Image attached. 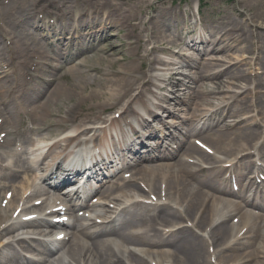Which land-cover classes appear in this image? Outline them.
<instances>
[{"label":"bare ground","instance_id":"1","mask_svg":"<svg viewBox=\"0 0 264 264\" xmlns=\"http://www.w3.org/2000/svg\"><path fill=\"white\" fill-rule=\"evenodd\" d=\"M72 3L75 7L84 4L93 13L92 11L97 7L98 2L92 0H72ZM112 3L113 1L109 0L101 3V10L104 11V14L100 16L97 22L92 24L93 27L91 29L83 26L88 31L87 37L89 38V44L95 43L96 40L106 41L112 32L117 30L124 31L128 27L131 28L129 21L119 15L117 11L113 10V7L110 6ZM39 6L38 0H10L8 5L11 11H16L15 19L20 25L19 32L27 33L25 38H29L31 41V49L28 51V53H31V56L26 58L25 62L21 65V81L17 87L19 93L18 95L16 94L23 100L33 96L40 98L42 94L37 93L41 90V86L43 90L46 87L40 85L42 83L41 81H33V87L28 92H21V88L24 87L23 77L28 64L32 62V59L46 61L47 63L52 61V56L47 51V48L51 49L50 45H46L47 48L44 46L45 44L42 45L41 41L37 40L34 32H50L52 34H58L55 36H61L70 33L73 29L70 22L71 19H67V21L56 20L55 26L50 25L43 19L38 20L36 18V12ZM44 6L50 7V3L48 2ZM233 9L235 10V8ZM5 11L7 12V8H5ZM252 11L248 20L244 18L247 17L244 12L238 11L237 9L235 13L239 18L244 16L242 17L244 18L243 23L247 22L246 24L250 28L249 33L251 32L250 36L252 40H256L254 54H256L257 65L261 69H264V33H262L264 29V6L258 7L255 5ZM174 18H176L174 12L172 13L167 10L159 12L156 10L149 21L144 23V26L153 24L151 34L140 37L139 35L132 36L126 32V40L122 44L116 45L114 49L116 53L119 54V50L122 53V50L126 47V53L128 55L127 59L122 57L118 58L112 74H106L109 78L104 80L105 86L110 85L109 87L115 88L113 94L109 96L111 103L101 102V99L107 97L105 93L97 91L88 93L89 83L84 76L83 70L71 69L68 73L62 72L61 70L56 75L61 80H65V77L70 75L71 82H66L63 86L56 85L53 90H47L40 98V101L45 99L43 103L41 102L38 106L20 111L21 115H28L30 121L34 122L41 130H48L50 132L52 129L55 131H51V133H55L56 130L62 133L59 135L61 137L58 139L59 141H55L53 145L51 144L52 146L45 154L47 157L43 155L46 158L53 155L51 157L52 164L42 174L44 182H48L51 185L50 181L52 180L53 173L49 169L53 164L57 172L64 168L79 171L78 169L88 166V171L94 178L103 181L111 179L104 178L103 172L112 164L109 158V155L112 156V152L102 159L92 158V153H89L88 156H82L81 154L73 152L69 155L68 160L65 161L67 164L63 168L64 156L70 146L78 140L80 142L77 148L83 143L90 144L91 142L93 147H97L101 138L105 136L101 132L102 128H99V125H105L107 123L103 115L112 109H115L116 113H119L121 116H126V119H130V123L126 122L124 118L119 121L112 120L111 124L106 125L105 128L109 129L112 125L116 127L123 121L126 130H120V134L123 140L124 138L127 139L129 146L136 142L131 140L130 135L137 134V131L130 124H133L135 121L138 128L140 127L142 130L144 128H150L147 120H143L140 117L139 119L135 118L136 115H139L135 111V106L137 105L139 106L137 108L138 112L144 111L149 113L145 98L150 94L149 87L152 84L153 77L147 74L143 68L148 66L152 69V67L159 64L163 66L167 65V62L164 60L154 57L157 52L175 56L171 48L175 47L176 43L171 45L170 49H161L156 47V45L151 47V44H156V41L159 46L169 42L167 38L170 37H165L163 32L169 27L171 29ZM83 20L84 18H81V21ZM119 25H121V28H118ZM187 30L186 27H183L175 32L179 40H182V36H189L190 32ZM232 30L228 32V35H232ZM205 31H207V27L203 29L204 33H206ZM215 36L216 34L208 35L210 39H213ZM143 38L145 39L146 46H149V49H140ZM127 40H135V45L130 43L126 44ZM198 40L199 43L208 45L206 40L198 37H189L187 42L195 46L198 44ZM226 41V36L223 35L219 39L214 40L213 43H209V45H214L215 48L213 49L222 51L230 47V45L237 43L234 40L226 44ZM245 42L246 39L243 41V44L247 45ZM202 48L204 49L205 47ZM210 54H212L211 51ZM177 59L175 57L172 60ZM191 67L195 71V78L193 80H205L210 78L215 79L227 73L232 66L222 72L213 73L215 68L211 66V62L207 59L202 64L191 63ZM40 72L42 74L49 73V78L53 74L52 71L48 72L42 69H40ZM247 78L244 79V76H242V82H247ZM231 79L238 80L240 76L232 74ZM9 84L10 82L6 83L4 87L0 85V115L3 114L1 112L16 114V107L10 98L13 96L9 94V97L6 93V85L9 86ZM28 86L29 84L27 83L25 87L28 89ZM36 87H38L37 90ZM238 90L242 92L233 94V100L230 96L226 106H222L223 104L214 106L205 97H200L204 93L200 87L197 91L191 92L187 98L177 100V104L179 103L181 108H179L177 114L169 110L165 112L168 116L167 118H173L181 123L178 125L176 123L163 125V132L158 131L155 133L153 131L152 133L157 135V139L159 140L164 139L177 143V147L182 150L181 157L176 152H173V149L170 147L171 149L168 150V154L163 156V160L161 159L165 161L163 165L161 164L155 169L139 168L135 171L134 176L136 179L123 182L125 183L124 188L128 189L130 193L138 194L141 197L140 199L144 197L141 194H146L145 196L156 195L158 199H161L162 193H164L163 198L169 204L159 203L148 205L141 201L131 203L132 201L130 200V205L115 219L110 220L106 218V220L102 216L96 217L104 222V225L98 228L100 229L98 232H92L91 229L94 227H91L90 230L85 229L82 234L80 233L83 236L82 238L86 239L88 243H84L81 239L79 240L76 229H74L72 235L73 240L69 247V257L73 262L77 263L80 259H83L86 264H126L123 258V255L126 254L129 264H151V262H155V264H264V217H252L240 207L230 204L231 202L229 201L216 198L211 193L216 191L226 193L224 182L219 178V174L222 171L226 173L230 170V177L234 180H240L242 175L237 174L235 170H240L249 164L254 165V162L250 163L254 153L257 157L264 149L263 142L261 144L257 143L260 140H264V126H260L257 122V118L264 114L261 97H254V102L251 104H249L246 98L237 101L234 97L238 98L243 92H251L249 86L244 84H241ZM220 91L221 89L217 87L207 94H220ZM236 102H239L237 107L231 111L233 114H236L235 118L238 115L240 117L236 125L230 126L224 124L223 116L216 120H211V117L217 114L214 113L215 110L217 112L221 107L226 108L229 104ZM34 105L36 104H32V106ZM207 107H210V109H206ZM259 107L260 111L258 110ZM186 109H190L191 111L189 117L185 116ZM154 123L162 125L161 122ZM12 124L11 121H6L1 126V129L6 130ZM68 131L70 132L69 134L66 133ZM28 133L22 131L19 136L24 137L26 141ZM65 133L67 135L64 136ZM204 135L203 140L208 142L205 143L212 146L215 153L217 152L222 156L221 159L209 158L195 146H190L188 143L185 144L186 142L184 140L186 137L193 138ZM137 139L139 140L141 138L138 137ZM53 149H59V152L55 153ZM117 151L118 148L115 146L113 152ZM195 154L201 158L200 161L196 160L197 166L190 165L188 162ZM89 156L90 158H88ZM12 157L18 158V154L13 153ZM44 160L42 161L41 159L42 162ZM169 161L172 162L168 163ZM201 161L209 167L208 171H203L200 166ZM83 164L87 165L80 167ZM221 164L230 165V168L223 170L218 166ZM29 168L35 169V166L32 164ZM3 171L0 169V173ZM4 172L6 173L0 180L5 182H12L18 175L16 171ZM140 183H143L146 189H142ZM34 185L30 180L27 181L24 184V190L18 195V197L23 195L22 199L24 200L23 205L16 207V209L22 208L18 218L26 215H38L39 218L37 221L28 224L30 226L29 228L32 229L38 226L39 228H50L52 225L41 214L45 210L44 206L41 204L35 206L37 201H41L43 197L48 195V191L43 188H36ZM161 185L164 186L163 189H161ZM114 188L118 189V184L108 181L103 194L108 193L109 190L111 191ZM100 190H95L93 194L100 193ZM243 193H248L247 188H242L241 194ZM129 196L127 193H123L120 198L121 202L122 200L130 199L131 196L128 198ZM16 201L17 198L14 197L12 203ZM113 201L117 202L116 199ZM52 203H56L55 198H52ZM25 206L26 209L24 208ZM151 210L154 211L153 214H151ZM234 213L239 216V220L236 225H230L229 220L232 216L231 214ZM10 221V218L0 209V227L8 224L0 231V238L5 235L2 238L4 240H13L14 236L11 232L14 231L16 226H22L19 223L9 224ZM179 222L180 226L175 228V225ZM159 227H173V229L170 232H164L163 230H159ZM207 228L209 230L206 233ZM39 234V236L42 234L46 238L44 231H41ZM113 236L118 240V243L114 239L106 240V237L111 238ZM15 241H7L1 248L4 250L0 251V264H39V262L24 259L19 254L14 255L12 253L14 251V245L22 244V242H17L19 240ZM28 246H35L32 249L36 252L37 256H45L52 253V248L43 239L36 240L33 243L30 241ZM126 246H130V248L127 249ZM209 247H213L211 254H209V249L207 252V248ZM133 248L139 249L134 251ZM163 249L168 251H164ZM29 252L32 253L33 251L30 250ZM7 255L12 256L8 257ZM210 256H214L213 263L210 260Z\"/></svg>","mask_w":264,"mask_h":264},{"label":"rangeland","instance_id":"2","mask_svg":"<svg viewBox=\"0 0 264 264\" xmlns=\"http://www.w3.org/2000/svg\"><path fill=\"white\" fill-rule=\"evenodd\" d=\"M40 1H41L40 6L37 8V12H36V18L38 20H42L43 18L48 17V19H45V21L47 23H49L50 21V24L54 22L55 24L56 20L57 21H62V20L67 21L68 17H70L71 19L72 16L71 14H69L70 13L69 10H72V7L74 6L73 3H71L72 0H40ZM92 1L98 2L99 3L98 5L100 6V3L106 0H92ZM109 1H113L112 5H110L113 7V10L117 11L119 15L125 17L129 21L131 28L130 27L126 28L125 29L126 32H129L130 34L132 33L135 36L139 35L140 37H144L146 34L149 35L153 31V24L152 25L148 24L147 26H144V23L149 21V19L151 18V16L154 15L156 10L159 12L163 10H167V11L176 13V18L173 19L172 24H174V21H176L175 24L178 26H184L185 24V26L187 25L189 26L190 29H193L192 26L189 24L188 19L192 20L194 23H196V26L194 27L195 31L193 35L195 33H198V31H200L203 27L204 28L207 27V31L209 33L222 34V33L227 32L228 29H232V28H235V26H238V28H240V31H243L244 36L246 38L245 43L247 45H245V51H247L246 52L247 54L246 55L243 54L244 52L240 48H236L234 50L225 51L224 57L218 56V55H214L211 57L215 59L216 58L217 59L227 58V60L233 66L230 69L231 71L229 72V74L232 72V74L235 73L238 76H240V82L235 80L234 81L235 85L239 86L240 83H244L242 82V76H244V79H246L248 75L249 79H252L250 85L253 88L256 87V85H254L253 83V79L256 78L257 80L260 81V86L256 88V91H261L262 93H264V69H261L260 67L256 66L252 58L253 56L252 54L256 50V47H255L256 41L255 39L252 40V37L250 36L251 32L249 33L250 28L247 26L246 24L247 22L243 24L244 18H246L247 20L250 18L249 15L252 14L253 12L252 8H254L255 5L258 7L264 6V0H187L185 1L186 4L180 0H109ZM9 2L10 0H0V26L4 28V31L6 34H10L9 33L10 29H12L13 31H15L14 29H16V26L14 24L15 22L12 19V18L15 19L16 11H11V8L8 7ZM46 2H49L50 7L52 8L44 6ZM178 3L180 4V8H177L176 6ZM5 8H7V12L5 11ZM198 8H199V12L197 14L196 10ZM233 8H235V10L238 9V11L244 12L247 17L242 16L244 18L242 17L239 18L236 15L235 10ZM178 10L181 12H179ZM187 12H189V15L191 17L188 16ZM97 13H98L97 16H100L102 14V13H99V11ZM181 17H182V22L180 20ZM119 27L121 28V25H119L118 28ZM0 30L2 29L0 28ZM126 32L123 30H117L115 32H112L109 35L108 39L106 41L104 40L105 41L104 43L101 40H96L98 41L97 42L98 45L90 50H86L85 52L86 54H84L85 56H82V55L80 56L79 53H77L78 48L74 47V49L72 50V46H67V52L65 51V49L63 51H60V48L59 50L58 49L55 50L56 53H60L66 59H69V61L66 64L67 67L72 65L73 64L72 62L76 61L77 59L79 63L86 65V67H88V68L80 67L83 70L84 76L88 80V83H89L88 93L92 91H97V92H102V93L107 94V97H104L103 99H101V102H104L107 104L111 103V101H109V96L113 94V90L115 88L109 87L110 85H107L108 87L105 86L104 80L109 78V76H107L106 74H112V70L115 68L114 64L116 63V60L118 58L122 57L124 59H127L128 53H126V50H127L126 47L122 50V53H120V50H119L118 51L119 54L116 53L114 50L117 44H122L126 40L125 39ZM262 33H264V29L262 30ZM163 34L165 35V37L171 36L169 31L163 32ZM26 35L27 34L25 35L21 34V32L17 34L16 32V36L18 40H21L23 37H26ZM12 37L13 36H11L10 34V36H4V39L9 40ZM263 37H264V34H263ZM144 41L145 39L140 44L141 50H143L146 47V44L144 43ZM127 42L128 40L126 41V43ZM5 43L9 44V42L7 41ZM129 43H131V41H129ZM153 44L156 45V47L159 46L157 44V41H156V44L155 43ZM153 44H151L152 47H153ZM133 45H135V42L133 43ZM162 46L169 47L166 44ZM2 49H3L2 52H4L3 45H2ZM74 53H76V56L78 58L77 57L75 58ZM21 54L22 55L14 54L12 55V57L18 58L20 56H23V57L27 56V52L26 51L24 52V49L21 50ZM154 57L158 59H162V58H167V55H165V53L163 52H157L154 55ZM245 58H248V59L245 60ZM251 58H252V61H251ZM13 62L14 61L12 60L8 62V64L12 63L11 67L14 68L16 67V65ZM216 63H219L218 64L219 66L221 65L220 62H216ZM32 64H34V62H31L28 64V67L31 69L34 68V66L30 67L32 66ZM213 64L215 65V67H217V64H215L214 62ZM143 70L151 71L152 69H150L147 66L143 68ZM25 71L27 72L28 70H25ZM225 76L229 77L227 75ZM0 78L3 79V77H0ZM8 78L10 80V84L6 90L9 92L8 95L10 94L14 96L15 93H18L17 87L20 84L21 78L19 75H14L11 73H9ZM70 80L71 79H65V82L66 81L69 82ZM23 82L24 83L26 82L25 75L23 77ZM213 83H214L213 80L202 82L203 88L209 89L213 87ZM64 84L65 83H62V85ZM198 84H201V82ZM259 87L260 89L257 90ZM232 91H234V88H232ZM16 96L17 95H15L14 97ZM228 96L229 95L222 94V96H220V99L224 97L227 98ZM184 97L185 95H183L181 99H183ZM214 98H215V95L206 97V99H208V101H211V102H215ZM247 98L251 100V94H249ZM263 102H264V98L262 100V103ZM113 112L115 113L116 110L115 109L109 110L103 115V117L105 118L117 117L118 114L114 115ZM189 113H190V110L186 112L188 116H189ZM228 114L230 115V112ZM5 117H7L8 121H11L13 123L9 128V130L11 131V142L9 143V145H11L14 143L16 138L17 139L19 138L18 134L21 131H26V128H29L30 124L28 125L25 124L24 126L23 124L20 123V121H18V117L15 114L13 115V113L10 115L5 114ZM230 117L226 121L231 122L230 124H233L234 119ZM0 119L2 118L0 117ZM51 131H55V130L51 129L49 132L50 135H53V136L57 135V130L55 133H51ZM16 134L17 136L15 137ZM198 138L200 139L201 137H198ZM30 139H31L30 140L31 142H34V140H39V137L32 136V134H30ZM189 139L190 138H188V140ZM216 156H218V154H216ZM22 177L25 178L26 174L23 173ZM13 183L14 182H5L3 180H0V197L3 195V192L7 190L14 191V194L19 192L18 191L19 189H16L13 187ZM114 195L117 196V194H114ZM145 197L147 198V196ZM178 226L179 225H176V227ZM69 246L70 244H67V245L62 246V248L63 249L68 248ZM55 248L58 250H62V248L58 245H56ZM46 259H48V257H46ZM55 264H85V262L83 261L78 262V263L73 262L70 259L69 254H66L65 259H63L62 262L60 263H59V257H56Z\"/></svg>","mask_w":264,"mask_h":264}]
</instances>
